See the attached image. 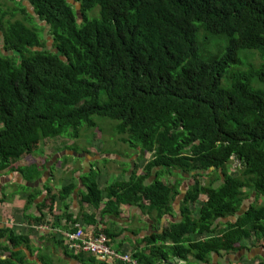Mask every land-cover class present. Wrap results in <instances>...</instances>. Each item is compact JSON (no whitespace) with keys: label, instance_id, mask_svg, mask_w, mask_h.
<instances>
[{"label":"trees","instance_id":"obj_1","mask_svg":"<svg viewBox=\"0 0 264 264\" xmlns=\"http://www.w3.org/2000/svg\"><path fill=\"white\" fill-rule=\"evenodd\" d=\"M8 1L14 5L0 0V32L20 62L0 50V173L41 178L38 164H13L45 139L78 138L83 124L97 127L93 116L109 118L131 149H141L144 165L105 187L99 168L81 175V201L95 209L83 214L89 225L98 224L96 210L119 214L123 206L155 214L158 224L180 215L135 248L139 264L208 262L212 254L238 255L252 240L264 248V63L250 61L255 52L264 60V0H73L81 17L69 0H28L57 53L26 0ZM97 7L99 16L88 17ZM234 159L239 172L229 168ZM195 171L187 189L182 174ZM75 188L64 185L59 197ZM59 219L77 222L67 211ZM97 233L110 246L117 237L107 228ZM3 238L30 246L12 230H0Z\"/></svg>","mask_w":264,"mask_h":264},{"label":"crops","instance_id":"obj_2","mask_svg":"<svg viewBox=\"0 0 264 264\" xmlns=\"http://www.w3.org/2000/svg\"><path fill=\"white\" fill-rule=\"evenodd\" d=\"M84 149L77 151L75 147H46L44 155H31L13 164L16 167H30L38 164L41 167L40 169L43 170L44 168L42 177L35 181L30 182L19 170L6 169L0 173V200L4 198L0 204V230H12L17 236L30 239V246L15 247L3 238L0 241V262L13 260L19 264H119L115 262L103 263L89 254L80 251L74 252L70 249V240L67 235L74 232L75 228H77L76 230H83L85 234L94 235L98 234L97 232L101 229L107 228L117 235L111 246L124 254L133 255L135 248L145 238L161 234L165 226L164 222L172 221L171 217L167 216L161 224H158L155 214H149L139 206H123L120 208L119 214L102 215L96 210L94 219L98 224L97 226L89 225L83 214H91L95 209L81 201L80 192H86L87 190L81 180V175L89 173L92 168H96L95 166L99 168L98 161L100 158L95 159L97 152L93 148L85 147ZM104 150L106 152V147H104ZM140 151L141 149L136 152L130 148L123 156L110 154V152L105 154L117 157L120 174H125L124 177L129 179L137 169L135 164L136 159L141 156ZM147 157L148 159L151 157L149 153ZM106 167L103 166L101 170ZM72 170H74L76 176L74 180L76 188L65 200H62L59 197V191L64 185L73 183V181L66 178ZM141 172L142 167L138 173ZM153 176L155 177V174ZM152 180H149V182ZM35 188H38V190H35V194L41 191L37 195L33 193ZM104 196L106 200L105 193ZM53 197L56 199V204L54 210H51L48 206L51 204ZM66 211L73 215L75 220L77 219L76 223L68 222L67 219H59L62 213ZM178 221H180V216ZM169 244L171 242L168 241L167 245ZM13 253L18 254L17 259L13 256ZM252 254H255L254 251L245 250L238 255L212 254L208 262H197L193 258H190V261L195 264L264 263V256L258 258L256 254L254 256ZM162 263L183 264L177 258L165 260Z\"/></svg>","mask_w":264,"mask_h":264},{"label":"rangeland","instance_id":"obj_3","mask_svg":"<svg viewBox=\"0 0 264 264\" xmlns=\"http://www.w3.org/2000/svg\"><path fill=\"white\" fill-rule=\"evenodd\" d=\"M3 1L8 2L9 5H14V3L9 2L8 0H3ZM24 4L28 7V10L33 14L35 22L38 23V25L43 28L44 37L47 42V49L57 53L58 50H56L55 48L54 39L50 34V27L47 25L46 22L40 20L39 16L35 13L34 8L31 6L28 0L24 1ZM73 4L76 6L78 16L81 17L82 14L79 11L80 9L79 3L74 1ZM87 14H88V17L99 16V8L97 7L89 11ZM15 18L22 19L23 14L18 13L15 15ZM0 38H1V41H0L1 52L4 55L14 56L13 54L14 52L7 53L5 51L4 45H3V35L1 32H0ZM254 55H255L254 58H251L250 61H256V64H259V65L264 63L262 56L258 52H255ZM14 57H17L18 62H20L19 55H15ZM92 119L94 120L95 123H97L96 128H87V126L83 124V126L80 127L81 132L79 133L78 138L73 139V138H68V137H56L53 139H45L42 143V146L38 150L33 152V156L44 155V153L46 152V147H75L77 151H80L84 149L85 147H91L93 148V150H95V152H97L96 153L97 156L95 157V159L100 158V160L98 161L99 168H100V175H98V177L100 179L101 186L105 187L116 181L124 180L125 177L122 174H120L119 169H118L119 166L116 160L117 157L115 158L114 157L115 155H110V154H119L123 156L126 154L127 151H129L130 149L129 144H126L124 140H122L124 137H126V135H121L116 132V127L119 124V122H116V120H111L109 118H104V117H99V116H93ZM104 147H106V152H110L109 155L105 154L106 152L104 150ZM71 160L74 162L73 159ZM136 160L137 162L135 164V167L140 169L144 165V160L140 161L139 157ZM103 166H107V167L104 170H101ZM229 168H233L234 170L238 169L237 172H239L240 163L236 159H234L231 165H229ZM96 169H98V166H96ZM190 174L192 173L182 174L183 177L185 178V182L188 181ZM153 175L150 178V180L156 177V176L154 177ZM75 177L76 176L74 175V170L70 171L68 175L66 176L68 180H71L73 182L75 180ZM163 179H166V177ZM168 179L170 181L175 180L174 177H169ZM201 180L203 181V179ZM252 202L257 203L256 194L252 195L251 198L247 200L246 205H248L249 207ZM179 216L180 215L172 216V221L178 222ZM166 224L167 222L165 221L164 225ZM255 245L256 243L253 240L247 241L246 243L248 250L253 249L252 251H254V253L256 254L258 258H260L261 256H264V248L256 247ZM255 254H252V256H254Z\"/></svg>","mask_w":264,"mask_h":264},{"label":"built area","instance_id":"obj_4","mask_svg":"<svg viewBox=\"0 0 264 264\" xmlns=\"http://www.w3.org/2000/svg\"><path fill=\"white\" fill-rule=\"evenodd\" d=\"M67 237L70 240V249L90 253L99 261L111 260L127 264H138L129 255L114 250L109 244V239L104 234H85L83 230L79 229L69 233Z\"/></svg>","mask_w":264,"mask_h":264},{"label":"flooded vegetation","instance_id":"obj_5","mask_svg":"<svg viewBox=\"0 0 264 264\" xmlns=\"http://www.w3.org/2000/svg\"><path fill=\"white\" fill-rule=\"evenodd\" d=\"M215 171V168L214 167H211V168H209L208 169V171H206V173H212V172H214ZM192 174H190V176H189V179H188V181H186V182H184V183H186V186H187V189L194 183L193 181H192V175L195 173H198V171H195V172H191ZM185 174H187V173H185ZM206 179H207V181L206 182H208V177H205ZM222 181V178L220 179V180H218V181H216V182H221ZM203 182V181H202ZM219 184V183H218Z\"/></svg>","mask_w":264,"mask_h":264},{"label":"bare ground","instance_id":"obj_6","mask_svg":"<svg viewBox=\"0 0 264 264\" xmlns=\"http://www.w3.org/2000/svg\"><path fill=\"white\" fill-rule=\"evenodd\" d=\"M49 192V191H48ZM42 229H43V227H42ZM114 249V248H113ZM114 250H116V249H114ZM116 251H118V250H116ZM81 252V251H80ZM118 252H120V251H118ZM83 253H85V252H83ZM120 253H122V252H120ZM87 254H90V253H87ZM122 254H124V253H122ZM92 255V254H91ZM92 256H94V255H92ZM132 259H133V257L131 256V255H129ZM95 257V256H94ZM96 258V257H95ZM97 259V258H96ZM98 260V259H97ZM99 261V260H98ZM100 262H102V261H100ZM106 262H115V263H119V264H126V263H124V262H119V261H111V260H107V261H105V262H103V263H106Z\"/></svg>","mask_w":264,"mask_h":264},{"label":"water","instance_id":"obj_7","mask_svg":"<svg viewBox=\"0 0 264 264\" xmlns=\"http://www.w3.org/2000/svg\"><path fill=\"white\" fill-rule=\"evenodd\" d=\"M69 2H71V3H74V1L73 0H69ZM244 211V210H243ZM243 213V212H242Z\"/></svg>","mask_w":264,"mask_h":264}]
</instances>
